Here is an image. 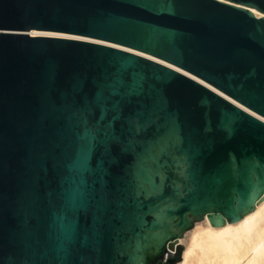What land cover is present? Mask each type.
<instances>
[{"label":"water","instance_id":"95a60500","mask_svg":"<svg viewBox=\"0 0 264 264\" xmlns=\"http://www.w3.org/2000/svg\"><path fill=\"white\" fill-rule=\"evenodd\" d=\"M261 117L264 0H0V264H175L264 196Z\"/></svg>","mask_w":264,"mask_h":264},{"label":"bare ground","instance_id":"6f19581e","mask_svg":"<svg viewBox=\"0 0 264 264\" xmlns=\"http://www.w3.org/2000/svg\"><path fill=\"white\" fill-rule=\"evenodd\" d=\"M251 11L256 16L262 15L255 9H251ZM31 33L62 37L73 36L55 32L31 31ZM121 48L140 53L185 72L152 56L126 47ZM245 109L257 115L249 109ZM178 243H183L184 248L181 252V259L175 264H264V196L256 202L252 211L246 213L237 222L213 225L206 216L202 220L195 221L193 227L185 231L184 237L179 239Z\"/></svg>","mask_w":264,"mask_h":264},{"label":"rangeland","instance_id":"374dc122","mask_svg":"<svg viewBox=\"0 0 264 264\" xmlns=\"http://www.w3.org/2000/svg\"><path fill=\"white\" fill-rule=\"evenodd\" d=\"M184 234H185V232L182 234V236L179 238V239H181L182 237H184ZM179 244H181V245H183V248H184V244L183 243H179ZM183 250V249H182ZM182 250H181V252H182ZM178 262V261H177ZM176 262V263H177Z\"/></svg>","mask_w":264,"mask_h":264}]
</instances>
